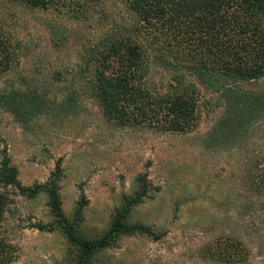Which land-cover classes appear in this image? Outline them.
I'll return each instance as SVG.
<instances>
[{
    "label": "rangeland",
    "instance_id": "obj_1",
    "mask_svg": "<svg viewBox=\"0 0 264 264\" xmlns=\"http://www.w3.org/2000/svg\"><path fill=\"white\" fill-rule=\"evenodd\" d=\"M125 1L48 0L31 8L0 0V95L16 91L33 103L28 114L0 106V151L24 186L45 183L61 159L62 210L85 239L109 229L123 196L133 195L146 173L148 197L127 223L159 238L121 235L91 264H264V77L235 86L262 97L255 115L221 129L224 94L197 82L185 61L164 69L154 51L140 85L157 95L175 75L193 82L199 94L192 129L158 132L149 120L107 119L94 88L95 55L117 35L139 45V22ZM136 77L139 87V71ZM2 192L0 264H69L76 248L59 231L32 228L54 223L46 195ZM81 194L86 204L77 221Z\"/></svg>",
    "mask_w": 264,
    "mask_h": 264
},
{
    "label": "trees",
    "instance_id": "obj_2",
    "mask_svg": "<svg viewBox=\"0 0 264 264\" xmlns=\"http://www.w3.org/2000/svg\"><path fill=\"white\" fill-rule=\"evenodd\" d=\"M31 8H45L48 0H17ZM128 9L139 22V45L130 37L113 36L106 49L98 53L94 63V88L104 116L116 123L149 120L158 132L186 133L197 119L199 91L184 75L172 77L169 89L153 95L140 85L148 55L155 53L161 67L168 70L172 62L188 64L187 71L203 86L222 92L227 107L218 127L236 129L255 115L262 97L239 94V83L264 77V0H126ZM164 36V37H162ZM179 48V51L174 49ZM139 71V87L135 80ZM32 101L16 91L0 95V106L10 112L26 114ZM262 106V105H261ZM16 115V114H15ZM63 176L59 159L43 184L24 186L18 170L11 164L6 149L0 151V223L7 206L2 189L33 199L47 197V206L54 218L52 224L36 223L41 232L59 231L76 248L69 264H91L93 256L112 246L121 235L141 234L158 239L149 227L129 225L132 209L148 197L147 175L139 174L137 191L123 196L121 207L113 214L109 229L94 239H85L67 221L61 204L60 182ZM84 195L75 212L82 219ZM0 241V249H2ZM1 254V253H0ZM1 258V256H0ZM1 262V260H0Z\"/></svg>",
    "mask_w": 264,
    "mask_h": 264
}]
</instances>
